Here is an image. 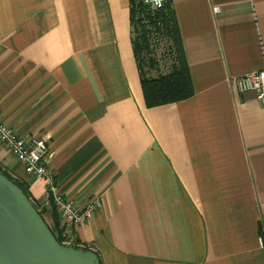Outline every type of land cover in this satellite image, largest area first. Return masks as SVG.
Here are the masks:
<instances>
[{"label":"crops","instance_id":"1","mask_svg":"<svg viewBox=\"0 0 264 264\" xmlns=\"http://www.w3.org/2000/svg\"><path fill=\"white\" fill-rule=\"evenodd\" d=\"M170 1L194 94L146 107L131 0H0V120L78 208L101 199L63 225L101 264H264V105L235 83L264 68V0ZM0 167L45 208L1 143Z\"/></svg>","mask_w":264,"mask_h":264},{"label":"trees","instance_id":"2","mask_svg":"<svg viewBox=\"0 0 264 264\" xmlns=\"http://www.w3.org/2000/svg\"><path fill=\"white\" fill-rule=\"evenodd\" d=\"M130 21L133 50L146 107L174 103L191 97L194 94V88L171 1L167 0L161 9L151 11L136 0H131ZM160 43H165L166 46V53L161 58L167 61V66L165 65L167 70L157 71L156 75H151V70L159 68L156 57ZM0 171L22 187L24 193L30 198L24 181L11 177L1 167ZM35 207L42 216L44 212L50 214L52 225L46 223L59 242H66L75 247L80 246L77 241H68L53 204L49 209L46 207L40 209L37 205Z\"/></svg>","mask_w":264,"mask_h":264},{"label":"water","instance_id":"3","mask_svg":"<svg viewBox=\"0 0 264 264\" xmlns=\"http://www.w3.org/2000/svg\"><path fill=\"white\" fill-rule=\"evenodd\" d=\"M0 264H101L95 251L59 242L22 187L0 171Z\"/></svg>","mask_w":264,"mask_h":264},{"label":"built area","instance_id":"4","mask_svg":"<svg viewBox=\"0 0 264 264\" xmlns=\"http://www.w3.org/2000/svg\"><path fill=\"white\" fill-rule=\"evenodd\" d=\"M136 1L151 11L161 9L166 2V0ZM213 11L218 12V8L214 7ZM235 83L239 92L253 93L255 99L264 105V68L237 77ZM0 143L13 155L25 174L44 181L47 193L45 207L49 209L53 204L63 225L68 227L80 225L90 219L101 207L99 197H94L84 208H78L59 192L55 174L46 164L47 148L42 139L18 135L0 120ZM262 249L264 251L263 243Z\"/></svg>","mask_w":264,"mask_h":264},{"label":"rangeland","instance_id":"5","mask_svg":"<svg viewBox=\"0 0 264 264\" xmlns=\"http://www.w3.org/2000/svg\"><path fill=\"white\" fill-rule=\"evenodd\" d=\"M165 49H166L165 43L164 44L163 43H160L159 48L157 50V57H156L159 68L157 69V67H156L153 70H151L150 71V74L151 75H156L157 74V71L158 72L159 71L160 72H163V71L167 70V68L165 67V65L167 64V61L165 60V58H163V59L161 58V56L165 55V53H166L165 52ZM39 208L40 209H43L42 207H39ZM43 216H44V218L47 219L48 224L52 225L51 218H50V214L48 212H44V215Z\"/></svg>","mask_w":264,"mask_h":264}]
</instances>
